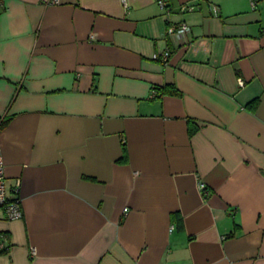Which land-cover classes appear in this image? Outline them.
Returning <instances> with one entry per match:
<instances>
[{"label": "crops", "instance_id": "obj_1", "mask_svg": "<svg viewBox=\"0 0 264 264\" xmlns=\"http://www.w3.org/2000/svg\"><path fill=\"white\" fill-rule=\"evenodd\" d=\"M157 1H2L0 264H264V0Z\"/></svg>", "mask_w": 264, "mask_h": 264}, {"label": "built area", "instance_id": "obj_2", "mask_svg": "<svg viewBox=\"0 0 264 264\" xmlns=\"http://www.w3.org/2000/svg\"><path fill=\"white\" fill-rule=\"evenodd\" d=\"M2 1L0 0V6L2 5ZM57 0H54L56 2ZM124 5H126V0H122ZM160 8L164 9L167 8V5L163 0L157 1ZM195 9V5L190 4H181L179 6L180 11H191ZM212 12L216 14V7H212ZM190 30V27L185 22H179L174 25H169L166 28L167 34H174L179 37H182ZM169 52H165L162 56L163 60H166L168 57ZM239 83L242 84L243 82L239 80ZM152 93L151 95H153ZM1 144H0V209L3 211V215L6 219H18L22 217V209L20 205V201L17 197H11L8 193V189L6 187L5 177H4V170H3V161L1 156ZM18 184L13 188L14 191L17 190ZM198 188L206 194V186L203 182L198 183ZM5 239L4 236L0 234V253L5 249Z\"/></svg>", "mask_w": 264, "mask_h": 264}, {"label": "trees", "instance_id": "obj_3", "mask_svg": "<svg viewBox=\"0 0 264 264\" xmlns=\"http://www.w3.org/2000/svg\"><path fill=\"white\" fill-rule=\"evenodd\" d=\"M152 93L151 98H156L159 97L161 94H169V95H177L178 91L172 86V85H163V86H155L152 88ZM4 123V120H1L2 124ZM194 131L193 126L190 124L189 125V134H191ZM174 221L179 229L183 227L182 219L178 213L173 214ZM1 234V233H0ZM3 235V234H1Z\"/></svg>", "mask_w": 264, "mask_h": 264}]
</instances>
